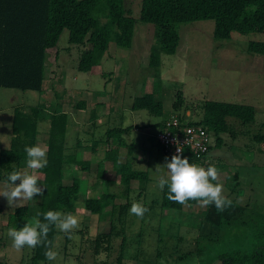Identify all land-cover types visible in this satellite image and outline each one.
Here are the masks:
<instances>
[{
  "label": "rangeland",
  "instance_id": "374dc122",
  "mask_svg": "<svg viewBox=\"0 0 264 264\" xmlns=\"http://www.w3.org/2000/svg\"><path fill=\"white\" fill-rule=\"evenodd\" d=\"M139 1L123 0L124 8L135 18L128 47L109 42L98 63L88 70H77L75 64L82 44L67 42V31L62 28L55 45L45 50L41 90L0 86V147L6 146L12 137V107L25 110L41 103L42 99L50 104L59 103L64 108L76 107L82 98L88 102L98 99L99 103L103 102L104 109L108 106L107 110L119 104L124 108L119 112L123 116L127 107L130 108L127 105L129 96L152 91L160 99L163 112L156 116L139 110L143 113L137 120L140 126L144 124L145 115L162 118L170 113L176 91L181 104L194 107L203 99L252 105L251 121L240 124L236 118L226 115L231 129L220 133L218 145L210 134L209 149L201 159L202 164L190 162L205 168L210 165L218 168L225 195L233 201L223 212H217L214 205L201 207L197 201L179 208L161 206L160 189L156 186L158 173L148 174L150 177L146 174V179L131 178L126 185L110 179L105 183L99 180V183L100 173L94 176L95 180L88 171L85 174V178L89 174L88 183L81 181V176L62 175L63 183L75 178L77 190L72 210L62 208L58 211L80 218V227L71 237L55 227L52 248L63 256V264L72 260L76 264H219L218 253L229 246L249 247L251 230L261 222L264 211V145L252 137L264 133V54L245 48L247 40L264 41V32L231 31L226 38H213L210 18L181 21L175 24L178 38L174 52L159 51V63L153 67L147 63L153 41L152 24L137 19ZM119 113H111L105 127L115 125L112 115L116 119ZM193 117L192 111L186 108L184 118ZM44 120L42 127L45 129L41 127L40 130L45 141L48 123ZM36 122L39 129L41 121ZM160 157L163 165L165 160ZM136 169L148 171L146 165ZM1 181L2 189L7 181ZM105 191L115 196L109 198L99 212L84 208V197ZM37 196L33 200H38ZM6 200L0 196V264H56L47 259L34 262L30 259L32 249L12 247L5 219L13 206L9 207ZM134 202L142 203L149 211L143 217L130 214ZM122 203L126 204L124 212L119 211ZM32 221L29 218L25 224ZM108 228L112 232L108 242L100 241L94 248V236ZM102 254L103 259L100 258Z\"/></svg>",
  "mask_w": 264,
  "mask_h": 264
},
{
  "label": "trees",
  "instance_id": "16d2710c",
  "mask_svg": "<svg viewBox=\"0 0 264 264\" xmlns=\"http://www.w3.org/2000/svg\"><path fill=\"white\" fill-rule=\"evenodd\" d=\"M212 20L211 36L226 38L231 31L264 32V0H140L137 19L152 24L153 41L149 46L148 65L157 66L159 51L173 53L177 44L175 24L181 21L205 19ZM135 18L124 8L123 0H0V86L18 89L41 90L43 83L44 53L46 48L55 45L62 28L67 31V42L82 44L75 67L88 70L99 62L106 52L109 42L119 47H128L131 42ZM245 48L264 54V41L247 40ZM82 101L76 105L79 106ZM129 107L143 109L148 114L160 116L162 103L152 91L131 96ZM192 111L193 118H184V110ZM171 112L180 120L201 125L209 135L214 136L215 145L221 142L220 133L230 130L225 116L236 118L240 124L253 119L254 109L248 103L203 99L194 105L181 104L178 91L170 103ZM10 127L12 137L8 145L0 148V180L7 181L8 175L26 165V146H33L37 120L47 119L45 144L48 149V164L37 170L38 182L44 187L43 196L28 201L23 207L14 206L7 214L5 224L8 228H22L30 217L58 209L72 210V199L77 190V180L62 182L61 163L63 161V136L66 114L59 103L45 107L43 103L30 105L27 109L12 107ZM167 116V115H166ZM159 117L158 129L162 128L166 117ZM128 126H112L105 130L107 146L109 138H120L119 133ZM253 139L264 145V133L253 134ZM119 140V139H118ZM106 146V148H107ZM110 148H107V150ZM183 157L189 162L202 164V157H195L186 148H182ZM208 152V151H207ZM207 154V153H206ZM107 156V154H105ZM169 160L171 156L165 155ZM75 164L81 169L87 166L79 161ZM118 181L126 185L131 178L146 179V172L130 166V161H112ZM99 174L100 167L96 169ZM236 178V173H233ZM168 186L160 190L161 206L179 208L181 205L167 199ZM115 196L110 191L83 199V206L90 212H99ZM195 201H189L193 203ZM125 203L119 205L124 212ZM55 225L50 226L45 244L32 249L34 262L45 260L47 247H52ZM112 235L110 228L98 232L94 238V248L102 241L105 244ZM252 240L248 248L229 246L218 253L219 264H264V211L262 220L251 230ZM123 238H121L122 240ZM50 242V243H48ZM106 247V245H103ZM122 241L116 255L120 260Z\"/></svg>",
  "mask_w": 264,
  "mask_h": 264
},
{
  "label": "clouds",
  "instance_id": "9594fccd",
  "mask_svg": "<svg viewBox=\"0 0 264 264\" xmlns=\"http://www.w3.org/2000/svg\"><path fill=\"white\" fill-rule=\"evenodd\" d=\"M26 168L23 171H13L7 177V183L0 189V196L7 199L9 207H23L22 201L33 200L35 196H43L44 187L38 183L37 170L47 166V147L40 144L26 146ZM183 149L178 145L176 153L171 156L163 165H156L157 176L156 186L163 191L168 186L167 199L180 205H188L189 201H197L201 207L214 205L217 212H223L233 203L225 193L226 189L219 180V170L215 165L207 168L190 163L187 157L182 156ZM166 168V173L161 169ZM31 170V172L29 171ZM19 181L17 184L16 182ZM215 182V183H214ZM149 209L140 202H134L130 208V214L143 217ZM27 222L22 228H9L7 236L12 241V247L21 250L24 247L35 249L47 241L50 226L71 237L74 230L80 227V218L72 213L49 210L45 213H37V217ZM50 243V242H48ZM48 261H55L56 264H63V256L59 251L48 246L44 253ZM101 259L104 258L102 254ZM68 264H76L74 260Z\"/></svg>",
  "mask_w": 264,
  "mask_h": 264
},
{
  "label": "crops",
  "instance_id": "0c3cea01",
  "mask_svg": "<svg viewBox=\"0 0 264 264\" xmlns=\"http://www.w3.org/2000/svg\"><path fill=\"white\" fill-rule=\"evenodd\" d=\"M128 99L130 100L131 96H129ZM97 100L98 99H95V101ZM80 101H82V104L77 107L64 108L63 105L60 106V109L68 114V118H66L65 120L63 137L62 163L64 164L63 166L61 165V169L63 167L62 175L69 174L73 176H81V181H83L84 183H88L87 176L89 174L86 175V179V171H88V173L91 172V175L94 178V176L98 174L96 172V169L100 167V175H98L97 182H99L100 180V182L105 183L109 179L116 182V180H118V176L116 178V173L114 172L112 161L123 162L125 160H129L130 166L133 168H137L140 165H146V168L148 169V171H145L147 176L156 173L155 167L162 161L160 155L163 156L166 162V156L161 153L162 151L160 149V146L154 136L159 126V124H157V121L160 118H151L145 115L143 118L144 124L140 126L137 120L139 116L143 115V113L139 110L143 109H131L127 107V109L125 110V114L122 116L119 112H121V110H124V108H122L119 104L118 106L107 110L106 108L108 106H106L104 109L103 102H88L83 98ZM46 102L47 101H44L42 99L41 103H43V105L47 107V105H49L50 103ZM129 103L127 104L128 106ZM111 113H119L120 115H117L116 119H114L112 115V122L115 124L112 126L123 127L129 125V127L119 133L120 138L115 139L114 136L111 137V140L109 138L111 146L108 147V143L105 140V130L108 127L112 126L105 127V124L108 123V119ZM38 121H41V125L39 126V129H36L33 146L36 144L46 146L44 137H42L43 135L40 130L44 125L43 123L45 122V120L39 118ZM44 129L45 127H42V130ZM112 138L114 140H112ZM7 145L8 143H6V146ZM106 146L110 149L107 150ZM105 154H107V156H105ZM75 161L83 163V165H86L87 168L80 169L79 166L78 168H76L74 164ZM25 168L26 165L20 166L17 168V171H23L25 170ZM111 170H113V174H110ZM29 171L31 172V170ZM163 171L164 173H166L167 169L164 168ZM78 181L80 184V179H78ZM1 183H3V181L0 180V184ZM16 183L18 184L19 181H17ZM3 186L4 185H2V188ZM11 211L12 209L9 210L7 214ZM30 218H32L33 220L35 219V217L33 216Z\"/></svg>",
  "mask_w": 264,
  "mask_h": 264
},
{
  "label": "built area",
  "instance_id": "2783aa9c",
  "mask_svg": "<svg viewBox=\"0 0 264 264\" xmlns=\"http://www.w3.org/2000/svg\"><path fill=\"white\" fill-rule=\"evenodd\" d=\"M154 136L162 153L167 156L175 154L179 145L195 157L203 158L210 145V135L201 125L180 120L175 112L167 114L162 128L157 129Z\"/></svg>",
  "mask_w": 264,
  "mask_h": 264
}]
</instances>
